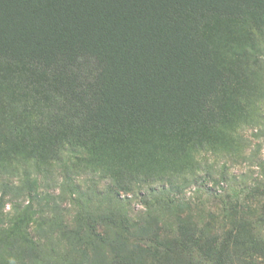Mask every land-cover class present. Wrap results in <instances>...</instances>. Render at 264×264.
<instances>
[{
	"label": "trees",
	"instance_id": "obj_1",
	"mask_svg": "<svg viewBox=\"0 0 264 264\" xmlns=\"http://www.w3.org/2000/svg\"><path fill=\"white\" fill-rule=\"evenodd\" d=\"M248 21L264 41V0H0V114L22 109L23 127L44 136L52 155L66 147L100 161L114 139L117 149L110 147L104 161L112 171L121 145L165 144L181 131L200 144L199 128L224 127L231 110L221 103L235 87L215 29ZM253 108H264V98L247 104ZM120 169L108 195L116 204L130 205L127 194L137 198L143 208L137 214L147 215L153 205L133 192L149 180L147 171L138 183L134 171ZM258 186L264 192V182ZM102 210L105 217L96 224L83 223L80 253L86 264L100 255L124 264L122 250L134 237L124 218ZM109 228L126 235L124 244L111 241ZM182 240L196 242L191 264H225L222 254L200 246L183 227Z\"/></svg>",
	"mask_w": 264,
	"mask_h": 264
},
{
	"label": "rangeland",
	"instance_id": "obj_2",
	"mask_svg": "<svg viewBox=\"0 0 264 264\" xmlns=\"http://www.w3.org/2000/svg\"><path fill=\"white\" fill-rule=\"evenodd\" d=\"M218 24L219 57L235 87L221 103L231 110L224 127L199 128L200 144L181 131L165 144L121 145L112 171L104 161L110 147L117 149L114 139L102 148V162L66 147L52 155L44 136L23 127L22 109L0 114V264H86L80 229L105 217V207L126 220L134 237L122 250L124 264H191L196 242H177L182 227L200 246L222 254L225 264H264V192L258 186L264 182V108L247 109L264 98V41L250 32L252 21ZM120 168L134 171L138 183L147 171L149 180L133 190L153 205L147 215L137 214L143 209L137 198L127 194L130 205L116 204L108 195ZM109 235L124 244L125 234L109 228ZM109 261L100 255L90 264Z\"/></svg>",
	"mask_w": 264,
	"mask_h": 264
}]
</instances>
